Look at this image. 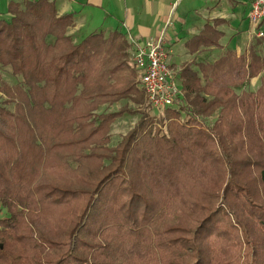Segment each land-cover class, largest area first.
<instances>
[{"label": "trees", "instance_id": "obj_1", "mask_svg": "<svg viewBox=\"0 0 264 264\" xmlns=\"http://www.w3.org/2000/svg\"><path fill=\"white\" fill-rule=\"evenodd\" d=\"M7 10L0 264H264L263 56L227 50L184 64L174 103L142 112L106 147L122 109L95 110L140 102L143 90L127 38L94 31L74 42L72 14L50 0ZM193 41L190 49L213 43ZM7 68L14 85L2 81ZM258 76L255 91H235Z\"/></svg>", "mask_w": 264, "mask_h": 264}, {"label": "crops", "instance_id": "obj_2", "mask_svg": "<svg viewBox=\"0 0 264 264\" xmlns=\"http://www.w3.org/2000/svg\"><path fill=\"white\" fill-rule=\"evenodd\" d=\"M0 0V14L8 18L9 2ZM58 15L72 14L67 32L77 41L94 31L107 35L118 30L125 37L144 40L155 38L166 27L164 41L168 47V62L178 71L191 63L212 62L227 50L236 55H248L250 50L264 57V18L257 26L262 36L254 33L248 12L252 0H50ZM203 36L213 43L190 49L193 38ZM244 90L255 91L260 77L248 79ZM180 86V85H179Z\"/></svg>", "mask_w": 264, "mask_h": 264}, {"label": "built area", "instance_id": "obj_3", "mask_svg": "<svg viewBox=\"0 0 264 264\" xmlns=\"http://www.w3.org/2000/svg\"><path fill=\"white\" fill-rule=\"evenodd\" d=\"M251 4L248 18L253 26L252 31L257 36H262L263 33L257 30V26L264 18V0H252ZM170 24L171 20L168 19L163 31L155 38L140 40L132 36L126 37L131 45V57L139 71L140 85L147 102L157 111L171 106L181 90L176 79V70L169 65V50L163 39L165 29Z\"/></svg>", "mask_w": 264, "mask_h": 264}, {"label": "rangeland", "instance_id": "obj_4", "mask_svg": "<svg viewBox=\"0 0 264 264\" xmlns=\"http://www.w3.org/2000/svg\"><path fill=\"white\" fill-rule=\"evenodd\" d=\"M68 27H67V30H68ZM67 30H66V33L69 34L67 32ZM73 41L77 42L79 40L76 41L73 38ZM1 78H2L3 82H5L9 85H14L19 80L17 76H14L11 74L9 68L1 70ZM245 85H246V83H244L242 86L236 87L235 91L240 92V90H242L246 87ZM139 87H140V85H139ZM137 95L138 96L136 98L140 102L136 103L133 100H131L130 98H123V99H120L119 101L111 103V104H102L95 110V112L99 113V112H114L118 109H122L121 113L116 115V117H114V119L112 120V122L109 125V128H108V138L109 139H108V142L105 144L106 147L116 146L125 135H127L129 132L132 131V129L135 127L141 113L146 111L147 109L149 110V113L153 116H155L156 114H161V113H159V111L157 112V110L148 107L149 102H147L146 94L143 92V90H142L141 94H137ZM141 96H142V100H141ZM4 98H5V96L1 95V93H0V100H3ZM5 106L10 110L13 109V103H6ZM215 116H216V112L214 114H212L211 116H209L208 118H200V119H201V122L203 121V122L207 123L208 126H210L212 124V121L215 118ZM180 117L182 118L183 115H180ZM160 129H161V131H165V125L161 124Z\"/></svg>", "mask_w": 264, "mask_h": 264}]
</instances>
